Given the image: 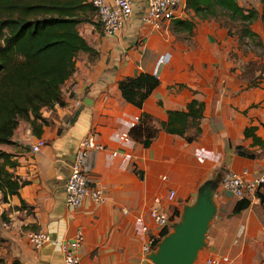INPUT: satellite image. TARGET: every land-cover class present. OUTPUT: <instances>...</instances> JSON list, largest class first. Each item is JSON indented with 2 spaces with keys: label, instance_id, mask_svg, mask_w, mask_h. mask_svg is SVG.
I'll return each mask as SVG.
<instances>
[{
  "label": "crops",
  "instance_id": "obj_1",
  "mask_svg": "<svg viewBox=\"0 0 264 264\" xmlns=\"http://www.w3.org/2000/svg\"><path fill=\"white\" fill-rule=\"evenodd\" d=\"M143 2L133 0V13L115 35H83L96 53L76 54L74 70L61 86L64 104L43 107L49 122L34 124L40 134L21 118L11 142L1 144L17 161L9 169L26 182L19 195L0 200V239L12 261L63 264L61 244L80 232L79 264H151V252L144 254L142 247L148 237H160L161 229L149 210L157 208L169 216V234L204 195L214 214L193 264H206L216 256L228 257L227 264H264V203H250L234 213L238 199L221 187L225 169L247 179L264 175V55L260 60L245 55L225 27L199 18L190 8L192 17L178 18L193 22L185 41L168 34L171 20L154 29L140 22ZM252 30L264 40V32ZM166 51L171 55L159 64L160 82L142 107L126 101L118 80L140 71L153 73ZM192 98L204 102L201 131L194 140L159 130L144 146L129 136L142 110L158 125L166 119V109L184 108ZM246 127H253L263 143L245 134ZM90 131L103 144L88 160L90 187L100 188L105 199L98 203L86 197L80 206L69 207L64 183L79 142ZM37 138L44 143L33 151ZM237 145L254 156L238 154ZM170 190L175 193L171 200ZM2 213L10 228L2 226ZM137 217L148 225L146 232L137 229ZM39 230L50 239L35 248L28 233Z\"/></svg>",
  "mask_w": 264,
  "mask_h": 264
},
{
  "label": "trees",
  "instance_id": "obj_2",
  "mask_svg": "<svg viewBox=\"0 0 264 264\" xmlns=\"http://www.w3.org/2000/svg\"><path fill=\"white\" fill-rule=\"evenodd\" d=\"M260 1L261 13L256 8L242 6L237 0H185V5L201 19L216 18L220 10L231 18L238 17L253 36L255 33L248 25L259 14L264 18V0ZM82 22H91L101 28L95 20V8L87 0H0V192L3 202L8 197L19 195L20 187L26 182L9 169L17 161L1 148V144L11 142L14 128L21 118L29 120L33 130L40 134V129L36 130L34 124L36 120L45 124L49 122L42 115L43 107L64 104L61 86L74 70L76 54L79 51L90 55L96 53L79 31ZM175 22L187 29L193 25L190 20L176 19ZM159 82L157 74L140 71L121 77L118 87L126 101L141 108ZM203 108V101L192 98L184 108L166 109L167 117L158 121V125L153 123L149 112L142 110L128 134L144 146L150 145L159 130L179 134L192 141L201 131ZM252 129L246 127L245 134H253ZM253 136L254 140L263 143L255 134ZM235 151L254 156L242 145H237ZM257 197L260 203H264V184ZM24 204L21 200V205ZM249 204V199L238 200L234 213H239ZM1 219L8 221L3 213ZM168 229L169 225L163 228L160 237L166 236ZM160 237L155 238L154 246ZM9 264H18V261Z\"/></svg>",
  "mask_w": 264,
  "mask_h": 264
},
{
  "label": "built area",
  "instance_id": "obj_3",
  "mask_svg": "<svg viewBox=\"0 0 264 264\" xmlns=\"http://www.w3.org/2000/svg\"><path fill=\"white\" fill-rule=\"evenodd\" d=\"M92 3L95 8V20L100 23L103 34L111 36L115 35L122 28L127 18L133 13V0H87ZM185 0H144L143 8L140 14V22L148 24L152 28L160 30L164 23L174 19L181 18L187 14ZM170 52L161 53L153 69V74L158 75L159 64L170 58ZM79 103V101H77ZM44 143L42 138H37L32 144L33 151H37ZM103 148V144L98 141L95 131H90L79 142L76 156L71 167V171L64 183L65 204L69 207H78L82 204L86 197H90L94 202H103L105 197L100 188L90 186L89 164L90 154L95 149ZM264 184V175L245 178L242 174L232 169H225L221 177V187L224 191L232 196L240 199H249L250 203H260L257 192L261 185ZM175 193L173 190L168 192V199H173ZM158 202L159 199L155 198ZM149 217L153 222L163 228L169 225L170 218L157 208L149 210ZM136 223L138 230L146 232L149 227L144 223L143 218L137 217ZM4 228H10L8 221H3ZM154 236L148 237L147 243L142 247L144 254L150 253L156 249ZM28 239L35 248H40L50 238L47 232L39 230L29 232ZM83 240L82 234H78L61 244L63 264H79L78 249ZM229 261L226 256L210 257L205 260L206 264H227ZM146 264V263H145ZM153 264V263H151Z\"/></svg>",
  "mask_w": 264,
  "mask_h": 264
},
{
  "label": "water",
  "instance_id": "obj_4",
  "mask_svg": "<svg viewBox=\"0 0 264 264\" xmlns=\"http://www.w3.org/2000/svg\"><path fill=\"white\" fill-rule=\"evenodd\" d=\"M214 214L211 200L201 195L187 208L174 231L157 243L149 259L153 264H193L203 244L206 227Z\"/></svg>",
  "mask_w": 264,
  "mask_h": 264
},
{
  "label": "rangeland",
  "instance_id": "obj_5",
  "mask_svg": "<svg viewBox=\"0 0 264 264\" xmlns=\"http://www.w3.org/2000/svg\"><path fill=\"white\" fill-rule=\"evenodd\" d=\"M239 4L246 8H256L259 13L262 11V3L260 0H237ZM188 16L192 15L190 12L187 11ZM176 19L174 18L171 20V23L168 26V34L175 35L176 38H181L182 40L185 41V37L188 33L187 28L183 27V25L176 23ZM209 21H214L215 23H218L220 26L225 27L228 30V33L230 34L231 37L237 41V47L245 54L252 53V57H259L260 59H263L264 55V40H262V37L258 35L255 31L252 30V27L255 29H260V31L264 32V18L259 14V16L254 19L249 25L250 31H253L255 35L249 34L247 29L244 27V22L240 20L238 17H229L227 13L224 11L220 10L218 17L208 19ZM89 23L82 22L79 25V30L81 31L82 35L85 37H92V34L97 31L100 35H103L102 29L98 28L95 24H93L94 28H90L89 26L87 27ZM252 32V33H253ZM171 36V35H170ZM177 39H175L176 41ZM174 42V39H173ZM171 61V60H170ZM264 61V60H263ZM263 61H260V65L262 67ZM259 65V66H260ZM2 201V198H0ZM3 241L0 239V264H9L13 263L15 261H12L9 255V250L4 252L3 249ZM19 264V262H18Z\"/></svg>",
  "mask_w": 264,
  "mask_h": 264
}]
</instances>
